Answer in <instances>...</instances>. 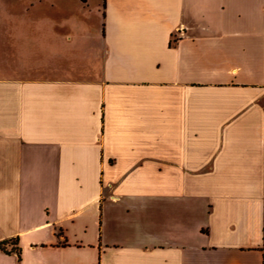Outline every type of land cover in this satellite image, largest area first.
Segmentation results:
<instances>
[{
	"label": "crops",
	"instance_id": "1",
	"mask_svg": "<svg viewBox=\"0 0 264 264\" xmlns=\"http://www.w3.org/2000/svg\"><path fill=\"white\" fill-rule=\"evenodd\" d=\"M11 239L0 264H264V0H0Z\"/></svg>",
	"mask_w": 264,
	"mask_h": 264
},
{
	"label": "trees",
	"instance_id": "2",
	"mask_svg": "<svg viewBox=\"0 0 264 264\" xmlns=\"http://www.w3.org/2000/svg\"><path fill=\"white\" fill-rule=\"evenodd\" d=\"M16 243L15 240H5L0 242V251L5 254L14 253L16 254L17 258L19 259V249L15 247ZM10 247V248H8Z\"/></svg>",
	"mask_w": 264,
	"mask_h": 264
}]
</instances>
